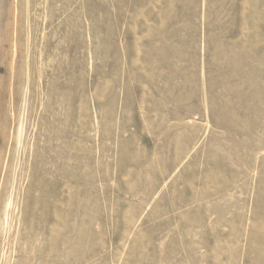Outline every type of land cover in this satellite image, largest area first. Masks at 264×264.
<instances>
[{"label": "rangeland", "instance_id": "rangeland-1", "mask_svg": "<svg viewBox=\"0 0 264 264\" xmlns=\"http://www.w3.org/2000/svg\"><path fill=\"white\" fill-rule=\"evenodd\" d=\"M17 1L0 264H264V0Z\"/></svg>", "mask_w": 264, "mask_h": 264}, {"label": "bare ground", "instance_id": "bare-ground-1", "mask_svg": "<svg viewBox=\"0 0 264 264\" xmlns=\"http://www.w3.org/2000/svg\"><path fill=\"white\" fill-rule=\"evenodd\" d=\"M19 1V0H18ZM18 1H17V3H18ZM21 1V0H20ZM19 1V2H20ZM19 4L20 3H18V6H19ZM34 5V4H33ZM23 14V13H22ZM22 16H24V15H22ZM22 16H21V14L17 11V14H16V32H18V28H19V25H20V20H21V18H22ZM32 20V19H31ZM14 21H15V19H14ZM20 22V23H19Z\"/></svg>", "mask_w": 264, "mask_h": 264}]
</instances>
